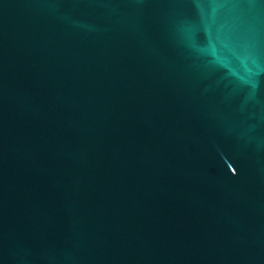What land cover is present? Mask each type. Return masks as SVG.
Returning <instances> with one entry per match:
<instances>
[{
    "label": "water",
    "instance_id": "water-1",
    "mask_svg": "<svg viewBox=\"0 0 264 264\" xmlns=\"http://www.w3.org/2000/svg\"><path fill=\"white\" fill-rule=\"evenodd\" d=\"M0 264H264V0H0Z\"/></svg>",
    "mask_w": 264,
    "mask_h": 264
}]
</instances>
